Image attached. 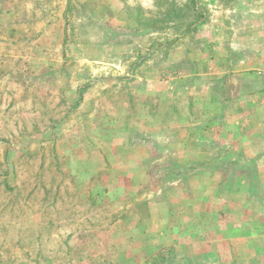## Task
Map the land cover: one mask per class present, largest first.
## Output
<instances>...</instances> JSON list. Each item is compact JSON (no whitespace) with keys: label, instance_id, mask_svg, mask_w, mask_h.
Returning <instances> with one entry per match:
<instances>
[{"label":"rangeland","instance_id":"rangeland-1","mask_svg":"<svg viewBox=\"0 0 264 264\" xmlns=\"http://www.w3.org/2000/svg\"><path fill=\"white\" fill-rule=\"evenodd\" d=\"M159 252L264 264V0H0V264Z\"/></svg>","mask_w":264,"mask_h":264},{"label":"trees","instance_id":"trees-1","mask_svg":"<svg viewBox=\"0 0 264 264\" xmlns=\"http://www.w3.org/2000/svg\"><path fill=\"white\" fill-rule=\"evenodd\" d=\"M193 2L195 3V0H193ZM197 10V14H199V8L198 9H196ZM203 16V14H200L199 16H198V18L200 17V19H201V17ZM167 249V248H166ZM172 249V248H171ZM171 249L170 250H167V252H169V251H171ZM173 250V249H172ZM165 256H166V252H159L158 254H156V256H154L151 260H150V262L152 263V264H160L163 260H165Z\"/></svg>","mask_w":264,"mask_h":264}]
</instances>
